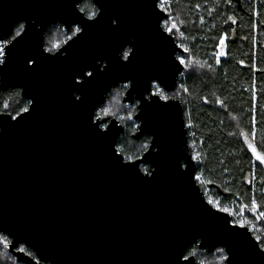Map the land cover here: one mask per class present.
Masks as SVG:
<instances>
[{
  "label": "water",
  "instance_id": "obj_1",
  "mask_svg": "<svg viewBox=\"0 0 264 264\" xmlns=\"http://www.w3.org/2000/svg\"><path fill=\"white\" fill-rule=\"evenodd\" d=\"M81 1L0 0V36L10 39L18 23L27 32L0 70V89L19 87L32 101L19 123L0 113V233L11 240L9 252L22 264H176L181 249L221 246L231 249L232 264H264L250 228L232 227L231 214L209 204L197 183L182 101L150 95L154 83L176 90L184 71L159 0H92L98 23L79 11ZM73 21L90 26L75 43L45 51L47 28ZM29 57L35 71L25 70ZM82 68L100 71L74 91ZM121 83L130 84L122 101L139 102L132 138H151L134 165L117 146L125 126L108 114L106 132L92 122ZM143 165L155 172L146 175ZM21 244L35 257L18 251Z\"/></svg>",
  "mask_w": 264,
  "mask_h": 264
},
{
  "label": "trees",
  "instance_id": "obj_2",
  "mask_svg": "<svg viewBox=\"0 0 264 264\" xmlns=\"http://www.w3.org/2000/svg\"><path fill=\"white\" fill-rule=\"evenodd\" d=\"M258 4L260 21L255 23L261 40L264 38V0ZM80 8L85 9L87 16L97 12L92 0H82ZM167 12L170 22H174L177 28L181 27L177 40L182 39L180 41L187 50L184 56H190L193 62L186 68L181 87L188 134L199 145L201 143L202 160L196 166V173L202 172L205 183L209 187L214 186L210 187L212 197L221 202L233 201L232 206L237 212L231 214L232 218L241 213L246 225L257 236L254 232L258 226L255 213L264 212V163L256 159L248 145L253 144L258 151L264 152V54L259 46L256 49L253 19L237 11V37L235 35L232 42L228 41L227 52L219 60L215 55L217 45L224 32H228L224 26L230 13L235 14L234 7L226 6L224 0H173ZM250 12L254 11L250 9ZM19 25H15L13 34ZM55 29L53 25L46 30L47 43L53 41ZM123 85L114 87L105 103L116 89L125 92L127 88ZM118 98V103L125 107L127 104L122 101L123 97L118 94ZM27 101L19 87L0 89V113L16 116L17 112L22 113L23 107L29 106ZM108 115L118 116L115 113ZM132 134L133 131L125 127L117 144L126 160L130 156L140 157L146 151L142 153L139 150L134 154L136 148L133 143L146 138L150 143L149 136L135 140ZM252 175L256 177L258 186L252 184ZM253 198L259 205L255 213L251 210ZM261 239L264 241V235ZM5 250L11 254L8 247ZM191 250L196 251L198 263L200 258L213 253L194 245L186 255Z\"/></svg>",
  "mask_w": 264,
  "mask_h": 264
},
{
  "label": "snow or ice",
  "instance_id": "obj_3",
  "mask_svg": "<svg viewBox=\"0 0 264 264\" xmlns=\"http://www.w3.org/2000/svg\"><path fill=\"white\" fill-rule=\"evenodd\" d=\"M160 5H167L169 3V0H159ZM80 12H84L85 9L84 8H80L79 9ZM102 18V15L98 12H91L88 16L87 19L89 21H92L93 23H98L99 19ZM72 26L70 28L71 31V35H67L66 39H65V43H67V41H73V43H75V40H73V37L79 38L80 34H82L85 31V27L90 26V25H82V21H73L71 22ZM111 24L114 26L113 27V31H116L119 29V20L118 18H113L111 20ZM170 25V26H169ZM162 27L164 28V30L166 32H168L169 34L172 33L173 29L176 28V24L175 23H171L169 19L165 18L163 20L162 23ZM69 29H65L64 31H68ZM27 34L26 32V26L25 24L21 23L19 25V28H17L14 32V34L11 35V39H6L5 36H0V70H3L4 68L7 67L8 65V56H9V52L11 51V48H15L17 44H19L24 36ZM7 35V34H5ZM223 41L224 38H221V45H223ZM10 46V47H9ZM54 48H56L57 50L60 49V45L59 44H55ZM6 49H8V51H6ZM45 51L47 52H52L53 49L52 48H46ZM65 52H67V49H65ZM131 54V49L124 51L123 53V59L125 61L129 60ZM223 54V53H221ZM177 59L179 60V63L181 65H185V60L182 59L181 57H177ZM38 66V61L35 58L29 57L25 60L24 63V67L26 71H35L36 68ZM100 71L99 68H94L92 70H86L84 68L80 69L74 76H73V83L74 85H78V88H74V91H79L80 88H83L86 84L90 83L92 80H94L96 78V74ZM183 74V73H182ZM79 77V78H78ZM124 88H128L130 87V84H125L123 85ZM185 91H187V89H184ZM160 95L162 99L167 100V97L163 95V90L160 89L159 93H150V95ZM75 101H79L82 102V95H76L75 96ZM28 104H32V101L29 100L27 101ZM8 105L5 104V108H7ZM34 110V109H33ZM23 113H28L30 114V110L29 107H23L21 110ZM100 111L102 113L107 114L110 110L107 108H102L100 109ZM21 112H17L16 116H12L13 120H16L17 123H19V120H17V116H20ZM127 119L131 120L132 116L131 114L127 117ZM97 121L99 123H97ZM94 124H96V127L101 131V132H106L108 130V124L104 121L103 116L97 115L95 120L92 121ZM137 127H139L137 125ZM249 148L251 149L253 155L256 157L257 160H259L261 163H264V152L258 151L257 147L253 144H249L248 145ZM142 149H147L150 146L148 144H144L141 146ZM152 147H155L154 145ZM157 151H159V149H156ZM122 151V150H121ZM135 159H140L139 156H137ZM193 159H195V157H193ZM128 163L130 164H135V160L133 159V157H128ZM185 167H187V165H185ZM142 171L146 174V175H152L153 172H155V169H152L151 172L148 171V169H142ZM196 179H200L199 176L196 177ZM209 204H212L213 201L209 200L208 201ZM247 207V206H245ZM259 208V205L257 204L255 198L252 199V204H251V210L255 213L257 212ZM219 211L222 212H228L229 210L227 208H223L220 207L218 209ZM259 218H264V212H259ZM250 223V222H247ZM232 227H239V228H245L246 227V222L243 220H239L236 221L232 224ZM255 241L256 243L253 245L254 248L257 249L258 253L261 254L262 256H264V241H262L260 236H256L255 237ZM0 244H2L5 248H7L10 244V241L8 240V237L0 235ZM187 247V246H186ZM20 252H25L26 249L25 247L21 246L17 249ZM210 251V250H209ZM216 253H220V257L219 260L221 262L227 261L228 264H232V260L230 259V255L229 253L231 252V249H227L224 247H217L215 249ZM29 255H31V253H28ZM196 255V252L194 250L189 251L188 255L184 254V250L181 249L180 252L178 253L177 256V260H176V264H180L181 259H183L184 261L188 262V264H191V257H194ZM200 264H204L203 261L200 262Z\"/></svg>",
  "mask_w": 264,
  "mask_h": 264
},
{
  "label": "rangeland",
  "instance_id": "obj_4",
  "mask_svg": "<svg viewBox=\"0 0 264 264\" xmlns=\"http://www.w3.org/2000/svg\"><path fill=\"white\" fill-rule=\"evenodd\" d=\"M81 3V2H80ZM171 24V22H170ZM170 26V25H169ZM65 29L62 27V26H56V34L55 36L53 37V41L48 43V47L47 48H52L53 50H55L56 48H54V45L55 44H63L65 42V39H66V36L67 35H71V31L68 30V31H64ZM127 90V89H126ZM125 90V92H126ZM160 90V87L157 86L156 88H153V93L155 91H158ZM120 92V93H119ZM125 92H121L119 91L118 89H116L115 91H113L112 95H111V99L109 101H107V103H104L97 111V114L96 115H100V116H103L105 115V113H102L100 111V109L102 108H107L109 109L110 111L107 113V114H117V119L123 124L125 125L126 128H129L130 130L134 131L137 129V125H138V122L134 120V115L136 113V104L134 105H129L127 104L125 107H122V105H120L118 102H119V98H118V94L121 95V97H123V95L125 94ZM182 92H183V87H179L178 90L174 93V94H170L169 96H172L173 97H176V98H182L183 99V96H182ZM116 95V96H115ZM182 96V97H181ZM29 101V100H28ZM29 107V106H28ZM131 114L132 116V119L129 120L127 119V117ZM151 140V139H150ZM123 143V142H122ZM132 144V143H131ZM144 144H150L149 143V140L146 138L145 140H141L139 142H137L136 144L133 143L132 146L134 148H136V151L134 152L135 153H139V150L142 151V153L147 150V149H142V145ZM120 151V149H119ZM121 152V151H120ZM141 156V155H140ZM135 157H133L134 159ZM128 159V158H127ZM142 169H148V166H142ZM212 197V196H211ZM209 197V199L211 198ZM214 198V197H212ZM214 200H217L216 198H214ZM221 206V205H220ZM218 209V208H217ZM236 210H229L228 212L232 213V214H235ZM239 214V213H238ZM241 214V213H240ZM239 214V215H240ZM256 216H257V220H258V226H256L257 229L254 230L255 234L258 236H260L262 238V235H264V218H259V215L257 213H255ZM236 217H234V221H238L236 220L237 219V215H234ZM261 231V232H260ZM0 235H3V236H6L8 237L7 235L5 234H1ZM8 240L11 242L10 238L8 237ZM23 246L25 247L26 249V253H31L32 256L35 257V254L34 252L29 249L26 245H20V247ZM196 252V251H195ZM13 255V254H12ZM11 254H9L6 250H5V247L0 244V261L2 262V264H22V263H19L16 258L14 257V255L12 256ZM220 253H216L215 251L212 253V255H210L209 257H203L202 259L200 258V262L203 261L204 264H224V262H221L219 260V257H220ZM199 264V263H198Z\"/></svg>",
  "mask_w": 264,
  "mask_h": 264
},
{
  "label": "flooded vegetation",
  "instance_id": "obj_5",
  "mask_svg": "<svg viewBox=\"0 0 264 264\" xmlns=\"http://www.w3.org/2000/svg\"><path fill=\"white\" fill-rule=\"evenodd\" d=\"M260 1L261 0H241L240 2H241V7H239L238 6V4L236 3V1H234V0H224V2H225V4H226V6H228L229 8H235L236 9V12H235V14H231L230 13V15L228 16V18H227V21H226V24H225V26L224 27H227V29H228V32H224V34L222 35V37L224 38V41H223V45H221V39H220V41H219V43H218V45H217V50H216V53H215V55H216V57H219V60H220V58H222V56L227 52V48H228V41H231L232 42V38L237 34V32H238V28H239V24H238V20L236 19V13H237V11L238 12H240V13H242V14H244V16H249V17H252V19H253V23H254V30H253V32L255 33V34H257V44H256V49L258 48V46L260 47V49H261V51L263 52V54H264V38L263 39H259V37H258V35H259V33H258V27H257V24L255 23V22H259L260 21V19L258 18V6H259V4L258 3H260ZM173 4V0H169V3L166 5V7H165V5H160L159 4V7H160V9H162L163 11H165L166 13H167V19H169V21H170V18H169V14H168V12H167V8L169 7V6H171ZM164 8V9H163ZM250 9L251 10H253L254 12H250ZM162 23H163V21H162ZM162 23H161V25H162ZM174 23V22H173ZM18 24H21V23H18ZM18 24H16V25H18ZM263 26H264V24H262ZM51 26H53V25H51ZM54 26H62L63 28H64V26L63 25H60V24H55ZM50 27V26H49ZM48 27V28H49ZM47 28V29H48ZM71 28V27H70ZM69 28V29H70ZM65 29V28H64ZM164 29V28H163ZM180 30H181V27L179 26L178 28H177V26H176V28L175 29H173V31H172V33H171V35H173L174 36V38H175V40H176V42L179 44V46L183 49V54H177V57L179 56H181V55H185L186 54V49L183 47V43H182V41H180V40H182V39H180V40H177V37L176 36H178L179 34H180ZM46 33V32H45ZM221 37V38H222ZM235 37H237V35L235 36ZM11 39V38H10ZM181 43V44H180ZM44 44H45V49L48 47V43L45 41V37H44ZM65 44V42L63 43V44H61L60 45V48L63 46ZM129 49H132L130 46H128V47H126V48H124V50H123V52H122V55H123V53H124V51H127V50H129ZM57 51V49H55V50H53L51 53H54V52H56ZM257 51V50H256ZM221 53H223V54H221ZM189 58V61H188V63H186L185 65H184V71L180 74V77H179V81H178V86H177V88H176V90H174L173 92H166L165 90H164V94L166 95V97H167V99H169V98H176V97H173V95L172 96H169L170 94H174L177 90H178V88L179 87H181L182 86V83H181V80L182 79H184V77H185V75H184V73H185V70H186V68H187V66H189V67H191L192 66V60H191V57L189 56L188 57ZM122 84V83H121ZM124 84V83H123ZM125 85V84H124ZM153 87H154V84L152 85V93H153ZM163 89V88H162ZM179 99V98H178ZM181 99V101H182V98H180ZM134 104H136V106H137V109H138V105H139V102L138 101H134V103H133V105ZM138 126H139V124H138ZM136 131H138V127H137V129L136 130H134L133 131V133H135ZM151 139V138H150ZM143 166H145V165H143ZM148 170H149V167H148ZM229 213V212H228ZM231 214V213H230ZM232 216V215H231ZM232 222L234 223V222H236V221H234V219L232 218ZM247 226V225H246ZM248 227V226H247ZM250 230L252 231V228H250ZM253 233V232H252ZM254 235V234H253ZM255 236V235H254ZM256 237V236H255ZM20 247V246H19ZM18 247V248H19ZM218 247H221V246H218ZM17 248V249H18ZM29 248V247H28ZM30 249V248H29ZM216 249V248H215ZM215 249H214V251H215ZM8 251H9V246H8ZM213 251V252H214ZM199 264H200V262H199ZM224 264H227L226 263V261H224Z\"/></svg>",
  "mask_w": 264,
  "mask_h": 264
},
{
  "label": "built area",
  "instance_id": "obj_6",
  "mask_svg": "<svg viewBox=\"0 0 264 264\" xmlns=\"http://www.w3.org/2000/svg\"><path fill=\"white\" fill-rule=\"evenodd\" d=\"M158 4H160V3H158ZM180 57L182 59H184L186 63H188V61H189V58L188 57H185L184 55H181ZM157 86H159V85L157 83H154V87L153 88H156ZM160 89H162V87H160ZM162 90H163V95L166 96L164 94V89H162ZM154 93H159V90L158 91H155ZM179 99H180V97H179ZM186 126L188 128V125L187 124H186ZM188 145H189L191 157H192V159H193V157H195V159H193V160L195 162V166H197L198 164L201 163V160H202V153L200 152V145H201V143L199 145L195 140L192 139L191 134L190 135L188 134ZM197 176H199L200 179H196ZM195 179H196L197 183L199 184V186H200V184L202 185V187H203V190L202 191H203L206 199L208 201L209 200H212L213 201L212 205L215 208H218L219 209L220 207H223V208H227L228 210H234V208L232 206V204H233L232 202L233 201L230 200V201H222L221 202L220 199L214 200V198L211 197L212 196L211 195V188L207 185V183H205L204 176H203V173L202 172H197L196 173V170H195ZM252 184L254 186H258V181H257V179H256V177L254 175H252ZM258 194H261V191H258ZM209 197H211V198L209 199ZM236 220H238V221L239 220L245 221V219H244V217L242 215H240L239 217H237Z\"/></svg>",
  "mask_w": 264,
  "mask_h": 264
},
{
  "label": "bare ground",
  "instance_id": "obj_7",
  "mask_svg": "<svg viewBox=\"0 0 264 264\" xmlns=\"http://www.w3.org/2000/svg\"><path fill=\"white\" fill-rule=\"evenodd\" d=\"M241 1V0H240ZM165 7H166V5H165ZM164 9V8H163ZM181 44V43H180ZM186 71V70H185ZM182 97V96H181ZM178 99V98H177ZM181 100V99H180ZM183 102V101H182ZM184 108V107H183ZM205 179V178H204ZM205 181V180H204ZM207 182V181H206ZM209 184V183H208ZM201 185V184H200ZM234 208V207H233ZM237 211V210H236ZM235 211V212H236ZM239 213V212H238ZM232 214V213H231ZM236 215H238V214H236ZM239 217V216H238Z\"/></svg>",
  "mask_w": 264,
  "mask_h": 264
}]
</instances>
